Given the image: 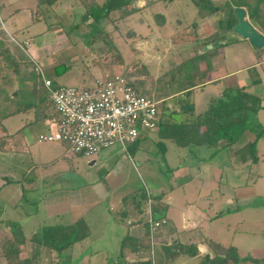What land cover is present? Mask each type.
<instances>
[{
	"label": "rangeland",
	"instance_id": "rangeland-1",
	"mask_svg": "<svg viewBox=\"0 0 264 264\" xmlns=\"http://www.w3.org/2000/svg\"><path fill=\"white\" fill-rule=\"evenodd\" d=\"M210 1L213 2V9L216 11L210 16L200 15L188 0H158L151 3L145 1L146 7L141 13H134L126 20L118 23L115 20L117 14L111 13V21L115 20L116 24H112L110 28L108 26L110 30L109 37L116 48H127V54L124 57L127 64L129 63L128 66H131L130 71H127L131 79L134 77L145 86L159 74L160 68L162 70L166 69V62L160 63L161 67L157 64V59H154L158 53H163V48L156 52V49L151 47L149 51L144 50L142 52L140 48L142 49L145 43H152L155 39L164 37L163 44L170 47L173 44L169 41L172 43L176 41L175 44H178V46H174L180 49L179 55L182 58L181 49L187 52L191 50V47L183 41L192 38V35L199 40L206 39L207 42L215 39L214 34L219 32V21L223 18V14L216 10L218 7L226 11L228 6L235 3L253 4L254 0ZM99 3H101V0H99ZM138 7L141 6L138 4ZM82 13L83 8L77 0H59L54 7H36L35 0H0V32H4L0 40L8 51L7 57L9 56L11 59L12 56L17 59L22 55L24 58L22 57L21 65L27 64L28 69L33 68L35 70L36 64L49 75L55 86L90 88L93 86L94 79L101 76V72L98 67L91 64L92 59L86 54L89 53L94 57L101 55L103 63H109L110 58L107 56L103 59L104 44L101 40L93 37V33L90 34L91 31L87 26L81 25L77 30L72 28L78 23L79 16ZM155 13L162 14L165 17L162 28H159L152 18V14ZM139 19L141 23L138 22ZM255 27L263 32L257 25ZM127 30L134 31L139 39L132 41V39L124 38V33ZM226 35L230 34H222L224 37ZM23 43H26V45ZM138 44L141 45L139 52H135L133 49L135 55H137L135 60L130 62L132 49L130 51L129 47L138 46ZM208 46L209 44L204 48ZM204 48H201V50H204ZM221 49L223 53L220 60L225 64L226 71L238 72L234 78L229 77L216 84H210L203 90H194L188 98L185 96L180 97L179 102L183 101L186 104L180 108L179 104H175V106H178L182 115L185 114L183 116L185 122L202 113L207 108L210 99L220 96L225 86L230 87L236 79L244 84L247 79L250 81V79L258 77L261 80L259 86L250 87L249 85L246 88L250 92L259 95L264 101V56L260 55L257 60L249 43L239 37H237V41L223 45ZM98 50L99 53H97ZM96 53L97 55H95ZM146 54L152 57H147ZM70 56L72 57L69 58ZM177 56V54H173L171 59L175 60ZM7 57L0 58V102L5 98H9V101L0 109L2 113L15 111L20 102L15 97V75L12 67L9 66L8 62L10 61L6 60ZM56 67H58V72H54ZM37 75L38 73L35 71L34 79L36 78L39 82L40 77ZM121 75L123 76V74ZM137 85L140 86L139 83ZM167 105V103L160 105L161 112L164 113L167 110ZM31 119L32 113L27 111L0 120V142L3 143V145L0 144V180H3L5 176L15 179L20 177V173L16 171L9 174L2 169V167L8 165L10 159L20 157L27 164L29 162L28 154L35 155L34 152L38 148L45 147V144L37 142L38 134L41 131L45 132V127L43 123L29 126ZM170 120L168 116L161 119V121ZM258 121L264 127V109L258 112ZM157 135L151 131L143 132L134 151L128 149V154L122 152L128 164L125 173L127 184L121 190L122 194L131 195L132 193V195H137L140 199L136 205L143 211L144 209L147 211L146 191H151L153 187H156V190L161 189V192L170 193L174 199V205H178L180 208L186 197L189 198L190 202H195L194 205L199 207V210L221 204L224 201V206H226L223 207L224 210H222L221 216L204 226L200 232L208 247L218 253L227 246H233L241 251L240 253L237 251L240 256L249 254L250 257H254L253 259L264 260V140L258 143L259 159L255 168L247 171L244 169L245 165H241L232 153L233 149L214 152L215 149L212 147L195 145L179 148L174 143L162 140ZM21 137L30 138L28 141L31 140L28 142V154L17 153L18 150L15 148V144L16 141H21ZM158 141H162L160 142L162 144H157ZM161 146L164 147L163 154L159 153ZM98 158L99 155L92 157L93 160ZM32 159L34 163L38 162L39 164L38 158L33 156ZM198 161L199 163H197ZM84 164L86 165L85 159L82 162L83 167ZM180 166L188 168L190 177H193L189 184L183 185L174 181L172 170ZM200 168H202L201 172L198 171ZM210 169L212 170L210 171ZM23 177L25 179L32 178L33 172L28 175L23 174ZM217 179L221 181L219 190H217ZM213 191L223 193L226 197L225 200H222L221 197L210 196ZM2 193L1 191L0 194ZM192 193H198L200 199L194 200ZM2 200L0 195V202ZM17 200L16 196L8 203L12 205ZM31 204L33 202L27 205L21 202L22 206L17 208V213L13 216H11L10 210H7L10 213L6 212L8 217L15 218L16 222L20 223L19 226L26 238L30 236L32 229L50 223L48 220L43 221L45 217L40 215V212L31 215L34 210V206ZM156 204L158 209L162 207L160 203ZM168 209L169 217H176L177 221V211L174 210L170 214L171 207H168ZM234 210H237V212L235 211V214H232ZM38 211H40L39 208ZM227 211L230 212L228 215H226ZM131 212L132 209L129 213ZM92 213L95 215V211ZM26 214H29V216L25 217ZM112 218H116V216H112ZM23 220H26L25 224L22 223ZM52 220L54 221V219ZM176 224L179 225V222ZM102 229L101 231H91L89 239L74 244L67 251H63L60 255L61 258H58L55 252L47 253L46 251L42 253L40 251L39 256H35V248L26 239V244L20 247L19 257L21 259H31L39 264H122L119 257L115 255L118 251V245L116 246L118 243L114 241L116 232L112 233L109 229L105 230V226H102ZM160 229L161 227L155 230L153 238L155 235L156 237L159 235ZM4 235L10 239L12 238V233L7 227H0V251L7 247L1 239ZM159 249V247L154 248V262ZM185 250L184 248L183 251ZM160 251L159 253H161ZM132 259H143V264H151L150 258L132 257ZM128 261L130 259H126V262ZM2 263L3 260L0 259V264Z\"/></svg>",
	"mask_w": 264,
	"mask_h": 264
},
{
	"label": "crops",
	"instance_id": "crops-1",
	"mask_svg": "<svg viewBox=\"0 0 264 264\" xmlns=\"http://www.w3.org/2000/svg\"><path fill=\"white\" fill-rule=\"evenodd\" d=\"M145 1L151 0H139L134 4L137 5L136 8H141L143 10L146 7ZM138 4L141 7H138ZM234 5L235 4L231 6L234 7ZM219 9L220 7H218V9L216 10L218 11ZM141 12L142 11L136 13L139 14ZM163 18L165 23V17L163 16ZM108 20L110 21L112 20V18H110L109 16ZM138 22L141 23V20L139 19ZM164 23L161 26L157 24V26L159 28H162L164 26ZM111 25L112 24L110 22L105 28L109 35V28L112 27ZM252 27L264 37V32H261L253 25ZM230 36L231 34L226 35L224 38H221L219 40L214 39L207 42L206 39L199 40L192 35V38L183 41L186 45L191 47V50H188V52L184 49H181L184 58H181V56L179 55L180 49L175 48L174 46H178V44H175L176 41L175 43L169 41L171 44H173V46L170 45V47H166V45L163 44L165 38H157L152 43H145L142 46V49L140 48L141 45L139 44L138 46L134 45L135 47L130 46V51L132 49V58L130 59V62L135 60V56L137 55H135V52H139V48L140 50H142V52L144 50L149 51L151 47H153V49H156V52H158L160 48H163V53H158V55H156L154 59H157V64H159V66H161L160 63L166 62V69L162 70V68H160L161 70L159 74L155 78H153V80H151L154 81L164 72L170 71L174 67H179L183 61L192 58L195 55H200L202 53L207 54V52H209V54L206 55L209 59V68L206 63L203 62V60L198 64L197 72L202 73L203 82L194 87L192 92L194 90H203L210 84H216L229 77L234 78L237 74L238 71H226L225 64L220 60L222 58L223 52L221 47L223 45L212 49L204 48L208 44L210 45L215 41L218 42L225 40ZM137 39H139V36L135 34V37L132 39V41H135ZM201 48H204V50H201ZM117 49L119 50V53L123 60V64L121 66L105 62L103 63V60L99 61L98 57H100L101 55L94 57L89 53L86 54V56L91 57V64L98 67L101 72V76L98 79H94V82L96 80H100L113 75L123 74L125 77H129L128 79L136 84V87L139 91L148 90L151 87V82H149L148 85L144 86V84H141L138 79L132 77V79H134L132 80L127 73V71H130L129 69H131V66H128L129 63L127 64V61L124 57V55L127 54V48ZM133 49L135 52L133 51ZM251 49L253 50L256 59L258 60L260 54L254 51L255 49H253L252 47ZM99 52L100 51L98 50L97 53ZM97 53L95 55H97ZM173 54L178 55L175 60L171 59ZM146 56L152 57L149 54H146ZM71 57L72 56H70L69 58ZM61 63L63 64V62ZM250 82L251 79L250 81L249 79H247L244 84H241V81L236 79L230 87H227L233 89L248 87L250 85ZM137 83H139L140 86H138ZM227 87L225 86V88ZM183 93L184 92L180 94V97L183 96ZM165 103L168 104L166 111H168L170 114L180 115V122L183 121V116L185 114L182 115L179 112L180 110L178 109V106H175V104H178V101L175 102V97L166 98L162 105H164ZM43 126L45 127V122L43 123ZM41 132L38 134L37 138L40 135L48 132L47 128L45 127V132ZM153 133L158 134L156 131ZM29 139L26 137H21V141H16L15 148H17L18 150L17 153L28 154V142L31 141H28ZM42 143L45 144V147L38 148L37 151L34 152L35 155L28 154L29 162H27V164L23 162L20 157H17V159H10V161H8L7 163L8 165H5L4 168L2 167V169H4L9 174L12 171L20 173V177L18 179H15L5 176L3 180H0V192H3L2 194H0L1 200L3 198L2 202H0V227L4 225L3 223L6 221L16 222L15 218L13 219L12 217H8V214L6 215V212L10 213L7 210H10V214L11 216H13V214L17 213V208L22 206L21 202L25 205L33 202V204L31 205L34 206V210L31 215L40 212V215L45 217L43 221L45 222L48 220L50 222L48 224L56 223L62 225H71L77 220L82 219L86 224L89 233L93 230H103L102 226H105V230L109 229V231H111L112 233L115 231L117 237L115 236L114 241L118 243L116 244V246L118 245V251L115 255H117L119 259H122L119 253L122 239L126 235H129L136 239L141 237L143 232V222H147V212L148 210H150L152 215L162 213L165 222L161 226L159 235L157 237L155 235L153 238L155 239L154 242L157 243V246L155 247H159V250H161V253H159L158 250V255L156 256L154 262L155 264H200L201 257L205 255H207L208 257H212L216 253L214 252V250H212V248L208 247L205 238L201 236L200 232L203 230L204 226H207L208 223L210 224L212 221H215L219 216H221L222 210H224L223 207H225L224 201H222L221 204H216L214 206H209L208 208L199 210L200 208L194 205L195 202H190L189 198L187 199L186 197L184 199V203L180 208V206L174 205L175 202L170 193L167 194L166 192H161V189L156 190V187H153L151 191H146L147 211H145V209L143 211L138 205H136L137 201L140 199H138L137 195H132V193L131 195L122 194L121 192V190L127 184L125 173L128 168V164L126 162L124 154L119 148L113 147L111 149L102 151L98 154L99 158L97 160H93L92 157L87 158L84 156L68 155L66 153L65 144L57 142H40V144ZM137 144L138 142L135 145L131 146L129 148V151H134L137 148ZM228 150H231V148H228ZM33 156L39 159V164L38 162H33ZM83 159L86 160V165L84 164V167L82 165ZM197 163H199V161ZM14 167L16 168V170H14ZM201 169L202 168L198 169V171L201 172ZM211 170L212 169H210V171ZM31 172H33L32 178L25 179L23 177V174L28 175ZM172 175L175 182L177 181L178 184L183 185L189 184L193 179V177H190L188 168L182 166L176 167L175 170H172ZM23 181V186H21L20 182L22 183ZM220 182L221 181L217 179V190H219V184H221ZM164 193L166 194L164 195ZM211 195H213L212 197H221L222 200H225L226 198L223 193H219L218 191L211 192L210 196ZM16 196L18 200L15 201L14 204L9 205V200L13 199ZM128 196H130V198H128ZM158 196L160 197L156 200ZM192 196L196 201L200 199L198 193H192ZM33 199L34 201H32ZM151 203H153L152 207ZM156 203H160L162 207L158 209ZM168 207H171L170 214L174 210L177 211V221L176 217H169ZM38 208L40 209V211H38ZM130 209H132L131 213H129ZM94 211L95 215L92 213ZM235 211L237 212V210H234L232 211V214H235ZM27 216H29V214L25 215V217ZM112 216H116V218H112ZM52 219H54V221ZM25 222L26 220H23L22 223L25 224ZM177 222H179V225L176 224ZM87 239H89V237ZM167 246H171V251L174 253V255H171L169 257L166 256V252L163 250V248ZM186 247H195L198 255L194 257L187 256L186 253L181 250L182 248ZM147 250L148 248L140 251L139 253H135L134 255L131 253H125L122 264H136V262L137 264H142L143 259L134 260L132 259V257H145L149 259ZM237 251L239 253L241 252L238 249ZM247 255L249 256V254H246V256ZM251 258L254 257L251 256ZM126 259H130V261L126 262Z\"/></svg>",
	"mask_w": 264,
	"mask_h": 264
},
{
	"label": "trees",
	"instance_id": "trees-1",
	"mask_svg": "<svg viewBox=\"0 0 264 264\" xmlns=\"http://www.w3.org/2000/svg\"><path fill=\"white\" fill-rule=\"evenodd\" d=\"M35 1L36 7H54L59 0ZM77 1L83 8V13L79 16L78 23L72 28L77 30L81 25L87 26L91 31L90 34L93 33L92 36L101 40L104 44L105 52L102 55L103 59L109 56L110 64L121 66L123 60L119 50L111 43L110 35L105 28L110 22L111 24H116L115 20L118 23L119 21L126 20L134 13L142 11V9L136 8L133 5L139 0H101V3H99V0ZM154 1L156 0H151L148 3ZM188 1L197 9L200 15L202 14L204 16L206 14L210 16L216 12L210 0ZM235 7H244L250 24L253 26L257 25L264 32V0H254L253 4L245 2L241 4L235 3L234 7L228 6L226 11L220 8L217 12H223V18L219 21V32L214 34L215 39L219 40L224 38L222 36L224 33L231 34V29L236 24L233 13ZM111 13L117 14V18L114 21L108 20ZM152 18L158 25H163L164 18L162 15L155 13L152 14ZM3 35L4 32L1 31L0 37ZM134 37L135 33L132 30H127L124 33V38L131 40ZM0 43L2 45V48H0V58L7 57L8 51L4 48L1 40ZM254 51L264 56V46ZM207 54L195 55L183 61L179 67H174L170 71L164 72L150 83L151 87L148 90L140 91V93L151 96L156 101H159L160 105L163 104L166 98L175 97V102L178 101L179 107H181L184 102H179L180 94L184 92L182 95L188 97L193 88L203 82L202 73L197 71L198 64L202 60L209 68ZM22 57L20 55L16 59L11 56L10 59L8 56L6 59L10 61L8 62L9 66L12 67L15 75V97L20 102L17 109L13 112L2 113L0 110V120H4L10 115L30 111L32 113V119L29 122V126H32L33 124L44 123L55 118L57 113L53 109L48 93L43 87L42 82H40L41 80L38 82L36 78L34 79L35 70L33 68L28 69L27 64L21 65ZM101 60L102 58L100 56L99 61ZM57 68L54 69V72H58ZM44 74L46 78L51 80L47 73L44 72ZM51 82L54 85L52 80ZM260 83V79L254 77L251 79L250 87H257ZM247 90L248 88L246 87L235 89L225 88L220 96L210 99L207 108L202 113L196 115L188 122L183 120L177 124L169 116L170 121H161L166 116L161 112L156 130L158 133L157 136L162 140L174 143L179 148L195 145L212 147L215 149L214 152L231 148L233 149L232 153L239 160L240 164L245 165V170L254 169L259 159L258 143L264 140V127L258 121V112L264 109V101L259 95ZM8 99L5 98L0 102V109L9 101ZM158 142L157 144H162L160 143L162 141ZM0 144L3 145L2 142ZM163 150L164 147L161 146L159 153L163 154ZM23 183L24 181L22 183L20 182L21 186H23ZM152 206L153 203H151ZM226 213L228 215L230 212L227 211ZM156 221L160 222L158 228L165 223L163 218ZM143 223V232L140 238L136 239L126 235L122 239L119 250L122 259L119 260H124L125 253L134 255L148 248L150 234L147 222L145 221ZM3 224L1 227H7L12 233V238L10 239L6 235L1 238L7 246L4 250L0 251V259L3 260L2 264H39L31 259H21L19 257L20 247L26 244V239L35 248V256H39L40 251L41 253L46 251L47 253L55 252L57 257L61 258L60 255H62L63 251H67L74 244L81 243L89 237V230L82 219L77 220L71 225L56 223L43 225L39 228L32 229L28 238L23 235L19 226L20 223L6 221ZM185 249V251H183L184 248L181 250L189 257L198 255L195 247H186ZM163 250L166 252L167 257L174 255L171 251V246L164 247ZM244 262L264 264L263 259H253L248 255L240 257L237 249L233 246H227L222 251L216 252L212 257H208L207 255L201 257L200 264H240Z\"/></svg>",
	"mask_w": 264,
	"mask_h": 264
},
{
	"label": "built area",
	"instance_id": "built-area-1",
	"mask_svg": "<svg viewBox=\"0 0 264 264\" xmlns=\"http://www.w3.org/2000/svg\"><path fill=\"white\" fill-rule=\"evenodd\" d=\"M35 71L57 113L45 122L48 132L38 137L39 142L62 143L68 155L88 158L113 147L127 154L143 132L157 130L160 102L140 93L124 75L96 80L90 88H73L53 85L36 64ZM147 224L150 234L147 253L153 264L156 246L153 234L160 222L152 218L150 210Z\"/></svg>",
	"mask_w": 264,
	"mask_h": 264
},
{
	"label": "water",
	"instance_id": "water-1",
	"mask_svg": "<svg viewBox=\"0 0 264 264\" xmlns=\"http://www.w3.org/2000/svg\"><path fill=\"white\" fill-rule=\"evenodd\" d=\"M233 13L236 19V24L231 29V36L225 40L215 42L213 45H209L206 49H212L220 47L221 45L230 44L237 40L239 37L242 40H245L253 49H259L264 46V37L260 35L250 24L247 19L246 12L242 7H235ZM1 48V43H0ZM186 108V107H184ZM164 114L169 116L177 124L180 123V115L170 114L168 111H165ZM163 214L158 213L153 215L154 220L162 219Z\"/></svg>",
	"mask_w": 264,
	"mask_h": 264
},
{
	"label": "clouds",
	"instance_id": "clouds-1",
	"mask_svg": "<svg viewBox=\"0 0 264 264\" xmlns=\"http://www.w3.org/2000/svg\"><path fill=\"white\" fill-rule=\"evenodd\" d=\"M152 214V213H151ZM154 215V214H153ZM153 215H152V218H153ZM160 220V219H159ZM156 221V220H155Z\"/></svg>",
	"mask_w": 264,
	"mask_h": 264
}]
</instances>
